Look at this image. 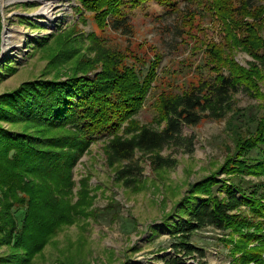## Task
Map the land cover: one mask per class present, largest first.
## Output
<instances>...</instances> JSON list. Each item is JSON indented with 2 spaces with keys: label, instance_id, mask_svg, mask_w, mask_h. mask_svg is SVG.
I'll return each mask as SVG.
<instances>
[{
  "label": "trees",
  "instance_id": "1",
  "mask_svg": "<svg viewBox=\"0 0 264 264\" xmlns=\"http://www.w3.org/2000/svg\"><path fill=\"white\" fill-rule=\"evenodd\" d=\"M80 1L99 27L126 35L132 34L134 25L125 10L145 7L147 2ZM158 2L182 11L177 0ZM186 12L191 29L186 32L181 22L178 36L190 34L203 19L216 20L221 22L226 47L216 52L217 44L206 45L214 54L201 64L208 76L180 93L161 97L165 126L160 130L142 125L130 137L118 134L124 123L128 127L136 123L135 116L153 88L162 58L157 51L146 69L110 53L103 59L105 67L94 76L37 78L0 95V122L23 124L20 131L0 124V218L5 221L0 226V243H13L23 251L0 257V264L28 262L62 225L75 220L73 169L95 140L111 137L110 159L132 160L136 151L162 149L181 133L183 125L198 124L210 115L208 111L212 116L225 113L233 94L263 93L259 81L264 72L258 66L243 68L227 52L242 46L264 63V0H195ZM261 115L246 137L234 129L235 152L219 171L194 182L177 210L164 219L174 250V255L164 256L166 264H187L188 258L206 264V249L192 238L208 226L226 235L223 239L231 243L233 254L241 253L239 264H264V110ZM130 173L129 166L119 170L118 177L128 181ZM222 173L225 178L220 177ZM16 205L25 210L19 231L13 213ZM125 264L149 263L130 260Z\"/></svg>",
  "mask_w": 264,
  "mask_h": 264
},
{
  "label": "rangeland",
  "instance_id": "2",
  "mask_svg": "<svg viewBox=\"0 0 264 264\" xmlns=\"http://www.w3.org/2000/svg\"><path fill=\"white\" fill-rule=\"evenodd\" d=\"M194 1L177 0L179 13L158 0L127 8L134 29L126 35L99 27L80 0H0V95L37 78L94 76L105 67L103 59L110 53L144 67L157 51L162 58L153 88L135 116L136 123L129 127L124 123L118 134L130 137L142 125L160 130L165 126L161 97L180 93L208 76L201 64L214 54L206 45L217 44L216 52L226 47L221 22L216 20L203 19L190 34L178 36L181 22L186 32L191 29L186 10ZM227 53L243 68L258 66L264 72V63L242 46ZM259 88L262 94H233L225 113L212 116L208 111L210 115L198 124L183 125L162 149L136 151L132 160L110 159L111 137L95 140L73 169L75 220L62 225L24 264H125L130 260L166 264L164 256L174 255V250L164 219L177 210L194 182L219 171L235 152L234 129H240L243 137L254 130L253 121L264 110V78ZM0 124L10 131L23 130L20 123ZM129 166L131 177L120 180L118 171ZM13 213L19 231L25 210L16 205ZM4 224L0 218V226ZM224 237L212 226L193 235V242L206 249V264H239L241 253L233 254ZM22 252L13 243H0V257ZM186 262L198 264V259Z\"/></svg>",
  "mask_w": 264,
  "mask_h": 264
}]
</instances>
